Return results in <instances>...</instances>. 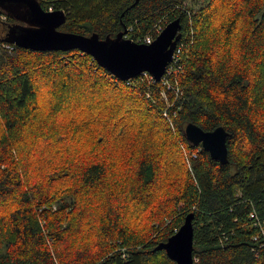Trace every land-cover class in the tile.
I'll use <instances>...</instances> for the list:
<instances>
[{"label":"trees","instance_id":"trees-1","mask_svg":"<svg viewBox=\"0 0 264 264\" xmlns=\"http://www.w3.org/2000/svg\"><path fill=\"white\" fill-rule=\"evenodd\" d=\"M183 1L40 0L101 37L179 18L168 106L159 82L147 96L78 49L5 41L0 8V264H176L154 247L189 212L193 264H264V0ZM189 121L229 132L227 162L187 141Z\"/></svg>","mask_w":264,"mask_h":264},{"label":"water","instance_id":"water-1","mask_svg":"<svg viewBox=\"0 0 264 264\" xmlns=\"http://www.w3.org/2000/svg\"><path fill=\"white\" fill-rule=\"evenodd\" d=\"M0 8L16 20L8 23L2 37L5 41L34 50L78 49L121 80L147 70L159 80L171 60L176 41L181 36L179 18L168 21L151 42H138L126 36L123 27L115 35L99 36L97 32L83 34L60 28L66 20L63 9H46L40 0H0ZM228 131L217 125L204 129L187 122L183 134L193 145H201L211 158L220 163L228 160ZM193 213H187L182 223L155 249L163 248L176 264H193Z\"/></svg>","mask_w":264,"mask_h":264},{"label":"built area","instance_id":"built-area-1","mask_svg":"<svg viewBox=\"0 0 264 264\" xmlns=\"http://www.w3.org/2000/svg\"><path fill=\"white\" fill-rule=\"evenodd\" d=\"M164 26L165 24H162V23H160L159 25L155 24L150 30L145 32L142 36L136 37L135 40L138 42H146V43L151 42L155 38V36L163 29ZM183 44L184 42L180 40V38L176 41L171 60L166 65L164 73L161 75L159 80H156L149 71L143 70L138 75L131 77L129 79H126L127 83L129 82L132 84H136L138 82H142L145 88L147 89L146 94L149 96L151 89H153L155 84L159 82V84L157 85L158 92L161 89L162 94L160 92L159 94L162 96V98H164V100L169 105L167 89L175 88L173 86V82L174 80H176V76L179 73V70L182 69L180 55H181V48ZM133 78L136 80L134 81ZM163 113L164 115L168 116V113H166V110H164ZM259 227L264 237V220L262 221V223H260Z\"/></svg>","mask_w":264,"mask_h":264},{"label":"rangeland","instance_id":"rangeland-1","mask_svg":"<svg viewBox=\"0 0 264 264\" xmlns=\"http://www.w3.org/2000/svg\"><path fill=\"white\" fill-rule=\"evenodd\" d=\"M207 0H184L183 1V4L184 5H189L190 7H192V9H196L197 7H199L200 5L206 3ZM4 16L1 15L0 19H5L3 18ZM4 26V25H3ZM2 25L0 24V33H3V29H2ZM86 74L83 75V77L85 76ZM76 85L77 87H75L76 89L79 88V84H74ZM47 87H42L39 92H38V95H37V100H41L42 102H46L47 99H49V93L47 92ZM147 89L145 88V91ZM152 90L150 91V95L152 97ZM91 92V90H88ZM157 91V90H156ZM65 95L66 94H69V93H73V92H70L69 90H66L65 91ZM158 92V91H157ZM159 92L161 93V89L159 90ZM75 93V92H74ZM64 94V93H63ZM159 94V93H158ZM162 94V93H161ZM90 98H88L86 95H79V96H72V97H65L64 100L65 102L69 105V106H72V107H76V106H80L82 105L84 108H88L90 107L92 104H94V102L97 100V97L95 96V94L93 93V95L91 94H88ZM148 96V95H147ZM159 97L162 98V96L159 94ZM154 99V98H153ZM164 99V98H162ZM166 105L168 106V103L166 102ZM48 106V105H47ZM46 106V107H47ZM156 129V128H155ZM158 130V129H157ZM99 138V137H98ZM192 148V147H191ZM185 153L188 152V149L184 148L183 149ZM192 150V149H191ZM195 151V150H194ZM66 170H62V172H65ZM113 171V169H112ZM111 171H110V175L111 176ZM68 196H66L65 198L67 199ZM53 207L55 208L56 207V203L53 204ZM183 221V220H182ZM182 223V222H181ZM180 223V224H181Z\"/></svg>","mask_w":264,"mask_h":264},{"label":"flooded vegetation","instance_id":"flooded-vegetation-1","mask_svg":"<svg viewBox=\"0 0 264 264\" xmlns=\"http://www.w3.org/2000/svg\"><path fill=\"white\" fill-rule=\"evenodd\" d=\"M6 32V31H5Z\"/></svg>","mask_w":264,"mask_h":264}]
</instances>
